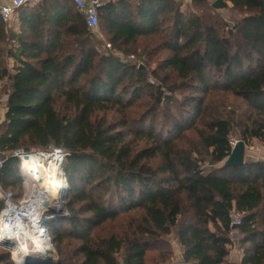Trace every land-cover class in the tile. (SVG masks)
Returning a JSON list of instances; mask_svg holds the SVG:
<instances>
[{"label": "trees", "instance_id": "trees-1", "mask_svg": "<svg viewBox=\"0 0 264 264\" xmlns=\"http://www.w3.org/2000/svg\"><path fill=\"white\" fill-rule=\"evenodd\" d=\"M184 2L100 9L101 34L148 74L103 51L72 0L0 17V187L22 184L14 150L68 153L52 264H167L173 243L183 261L226 264L231 211L239 263L264 264V161L216 165L234 135L264 144V0H225L231 22Z\"/></svg>", "mask_w": 264, "mask_h": 264}, {"label": "bare ground", "instance_id": "bare-ground-1", "mask_svg": "<svg viewBox=\"0 0 264 264\" xmlns=\"http://www.w3.org/2000/svg\"><path fill=\"white\" fill-rule=\"evenodd\" d=\"M23 166L27 168L32 181H39V183L40 181L42 182L40 186L44 187L46 190V195L42 194L41 191L40 193L36 191V189H33L29 200L24 203L23 207L19 208L18 211L24 213L26 219H28V229L27 225H24V222L21 221H19L16 228H11V230L3 223L1 225L0 239L4 238L2 239L4 240L2 241L3 244L7 247L9 246L12 249L13 254L21 258V260H23L25 255L30 253V249H28L29 247L27 244H25L24 241H21L23 236L28 238L31 245L36 247L35 251L41 253V255L50 254L45 252L41 246L38 248L35 245V242L33 241L35 230L37 227L40 228L42 231L38 232V234H43V236L48 240V236L44 231L43 224H41L42 220L45 217L59 214L57 212H59L61 209L63 210L60 213L64 212V181L59 180L58 178V176L63 177V168L61 166L60 160L52 157V155L49 154H32L23 158ZM6 214L17 215L18 212H16L13 207H10L7 209ZM12 241L14 242V245L11 244ZM48 243L51 244L49 240ZM52 255L53 253H51L50 256Z\"/></svg>", "mask_w": 264, "mask_h": 264}, {"label": "built area", "instance_id": "built-area-1", "mask_svg": "<svg viewBox=\"0 0 264 264\" xmlns=\"http://www.w3.org/2000/svg\"><path fill=\"white\" fill-rule=\"evenodd\" d=\"M37 1L38 0H11L10 3L0 5V17H1L2 21L8 22L9 20H11L13 18L15 9H17L20 6L31 4V3H34ZM72 1L74 3L75 7L77 8V11L79 12V14L83 17L85 24L88 27V29L90 30V32L94 36L99 37V36H101V32L99 30V11H100V9L103 7H106L108 5L115 4L121 0H72ZM183 1H185V0H183ZM106 46L110 47V43H106ZM149 82L154 83V80L150 77ZM237 141L238 140H236V139L230 140V145L233 147ZM245 147H246V144H245ZM256 147H257L256 150H259L258 146H256ZM261 147H263V146H261ZM260 149L264 150V147L260 148ZM27 151H28L27 149L25 150V149L19 148V149H16L12 152L13 156H16L20 159L22 167H24L23 166V158H24L25 153H27ZM47 151H45V152L37 151L36 154L37 155H44V154L52 155V157H55L56 159L60 160V163L62 166V162L68 153L64 152L60 148H52L50 150L51 151L50 153H46ZM2 163H3V160L0 159V168L2 166ZM25 169L27 171V168H25ZM31 195H32V193H30V195L27 196L26 199H22L21 203L16 205L12 201L13 193L11 191H6L5 193L0 191V199L3 201V207L0 211V229H1L2 223L5 224L7 227H9L10 230H11V228H16L19 221L24 222V225H27V229L29 228L28 227V219H26V216L24 215V213H22L18 210H19V208L23 207L24 203L29 200ZM10 207H13L14 210H16V212H18V214L17 215L16 214L15 215H13V214L7 215L6 211ZM230 218H231V221H230L231 227H233L234 225L238 226L240 224V216L235 211L230 212ZM44 231L46 232V234L48 236V240L50 241V237L48 235L47 230H45V228H44ZM2 239H4V238L0 239V247L6 246L3 244L2 241H4V240H2ZM22 239L24 242L26 240H29L25 236H23ZM26 242H29V241H26ZM13 243L14 242L12 241L11 244L14 245ZM28 244H30V243H28ZM28 249H30V253H28V254H31V253L32 254H41V253L35 251L36 247L31 245V244H30ZM10 255H11V259L14 262V264H23L24 258H23V260H21V258H19L18 256L13 254V251L10 252ZM52 257H53V255H52ZM53 259H54V257H53ZM167 264H196V262L195 261H189V262L179 261V262L167 263ZM226 264H233V263H226Z\"/></svg>", "mask_w": 264, "mask_h": 264}, {"label": "rangeland", "instance_id": "rangeland-1", "mask_svg": "<svg viewBox=\"0 0 264 264\" xmlns=\"http://www.w3.org/2000/svg\"><path fill=\"white\" fill-rule=\"evenodd\" d=\"M178 1H181V0H178ZM216 1V0H206L207 3H210L212 5V3ZM225 1V0H223ZM186 7H193V0H185V2L183 3V5L181 6V9H186ZM216 13H218L220 15V17H222L223 19H225L226 21H233V19L236 17L235 13L232 12L229 8V6H225L223 8H214ZM103 33V32H102ZM99 40H100V48L105 51H111L114 55L118 56L121 60L123 61H129V62H132L133 64L135 65H142V67L145 69L146 73L148 74V68H152L154 67L155 64H151V66L149 67H146L145 63H144V60L142 59H139L138 57L135 56V54H129L127 55L126 57L121 53V51H118L114 48H112V45L110 43V47H107L106 46V43H109L107 37L103 34H101V36L97 37ZM155 80V79H153ZM3 98V97H2ZM1 98V99H2ZM4 99H2L3 101ZM232 139H236V140H239V137L237 135H234L233 137H231V140ZM246 144V143H245ZM257 145H260V146H263V144L259 143L257 140H253V141H250L246 144V147H245V157L244 159H250V155H254L255 151L257 152L256 150V146ZM26 150V149H25ZM51 150V149H50ZM50 150H44V149H31V150H28L27 153H25L24 156H29V155H32V154H36L37 151H42V152H45L47 151L46 153H50L51 151ZM64 162V160H63ZM63 162H62V167H63ZM224 162V160L216 165H222ZM63 177L61 176H58L59 180H62L64 181V187H63V205H64V209L67 211L66 209V204H67V194H68V182H67V178H66V174H65V169L63 168ZM20 173L22 175V184L21 186H16V187H9V188H1L0 187V191L1 192H6V191H11L13 193V203H15L16 205H18L19 203H21V200L22 199H26L27 196L30 195V193H32L33 189H36V191L38 192H42V194L46 195V190L44 189V187H41L40 185L42 184V182L40 181H32L31 179V176L29 174L28 171H26L25 167H20ZM64 178V179H63ZM35 191V192H36ZM40 192V193H41ZM63 209H61L59 212L62 211ZM67 214L65 211L61 213V216L62 217H67ZM53 219V218H50L47 220V232H48V235L50 237V242L52 244V241H51V237H52V233L50 232L49 228H48V222ZM63 229V228H62ZM42 231L40 228L37 227V229L35 230V236L33 238V241L35 242V245L39 248V246H41V248L45 251V252H48L50 254H48L49 256L51 255V253H53V257H54V260L56 261L57 260V253H56V250L53 246V244L51 245L50 243H48V240L46 239V237L43 236V234H38V232ZM30 233V232H29ZM32 237V236H31ZM21 241H23V239H21ZM26 241H29V240H26ZM25 241V244H27V246L29 247L30 246V241L29 242H26ZM30 243V244H28ZM0 249L2 250H7L9 251V253L12 251V249L10 247H0ZM54 261V262H55ZM230 262H233V260L231 259H228V262L227 263H230Z\"/></svg>", "mask_w": 264, "mask_h": 264}, {"label": "water", "instance_id": "water-1", "mask_svg": "<svg viewBox=\"0 0 264 264\" xmlns=\"http://www.w3.org/2000/svg\"><path fill=\"white\" fill-rule=\"evenodd\" d=\"M227 5V3L223 0H216L212 3V7L214 8H223ZM137 68L142 71L146 72L145 69L142 67V65H138ZM24 157H27L24 156ZM245 157V143L242 140H238L236 144L232 147V150L228 157L224 160L223 164L225 166H236L241 165L244 161ZM46 204V203H45ZM64 211L67 213V211L64 209ZM61 213L52 215L49 217H45L42 220L43 227L45 230H47V220L50 218H61ZM233 228H237V225H234ZM52 245V244H51ZM55 260L52 256L49 255H41V254H27L24 257L23 264H52Z\"/></svg>", "mask_w": 264, "mask_h": 264}, {"label": "crops", "instance_id": "crops-1", "mask_svg": "<svg viewBox=\"0 0 264 264\" xmlns=\"http://www.w3.org/2000/svg\"><path fill=\"white\" fill-rule=\"evenodd\" d=\"M10 1L11 0H0V5L10 3ZM2 99H4V100L2 101ZM2 99L0 101V122L2 121V119L4 117V113H5V107H4L5 96ZM258 142L261 144L260 141H258ZM257 146H258L259 150H257V152L255 151L254 155H250V160L264 161V150L260 149V148L264 147V144H263V147H261L260 145H257ZM230 238L232 240V244L230 245V255H229L228 259L233 260V262H230V263L240 264L239 261L241 258V253L236 247L237 233L235 231V228L231 232ZM172 248H173V258L169 263H175V262L183 261V259L181 257L179 246L176 243H173Z\"/></svg>", "mask_w": 264, "mask_h": 264}]
</instances>
